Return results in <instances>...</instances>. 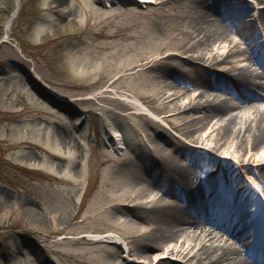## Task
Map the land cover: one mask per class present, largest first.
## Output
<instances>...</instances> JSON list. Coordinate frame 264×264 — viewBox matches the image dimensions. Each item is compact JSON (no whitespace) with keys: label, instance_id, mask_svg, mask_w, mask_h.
Listing matches in <instances>:
<instances>
[{"label":"rangeland","instance_id":"obj_1","mask_svg":"<svg viewBox=\"0 0 264 264\" xmlns=\"http://www.w3.org/2000/svg\"><path fill=\"white\" fill-rule=\"evenodd\" d=\"M218 1L222 4L208 1L202 7L207 18L216 19L230 38L240 41L223 16L212 13L225 10L226 0ZM245 1L253 7L244 19H257L264 5ZM150 2L19 0L8 37L0 43V240L9 246V257H0V264H153L133 256V247L157 223L140 208L133 210V204L141 203L134 196L142 187L161 193L169 177H184L183 188L191 193H207L218 184L233 203L237 192L249 205L264 198L259 175L264 163L238 165L237 153L213 152L170 135L173 131L161 113L164 85L171 82L186 102L201 82L190 70L180 71L187 67L183 62L174 66L167 54L188 42L183 31L192 21L191 12L201 8L196 0ZM5 17L0 10V26ZM67 24L71 27L65 28ZM20 65L32 69L71 107L60 111L37 97ZM169 73L176 74V82ZM122 91L140 99L153 117L133 114L112 97ZM154 123L164 127L168 146L154 147L150 141ZM113 131L123 148H116ZM180 148L190 153V160L182 161L189 169L184 173L175 167L182 160L176 152ZM204 152L226 157L228 167L237 171L231 174L227 166L218 173L209 171ZM210 180L215 183L207 189ZM166 202L183 204L170 198ZM104 233L119 235L127 250L84 237ZM17 234L33 243L22 247ZM238 252L247 258L242 247ZM168 260L187 264L175 257Z\"/></svg>","mask_w":264,"mask_h":264},{"label":"bare ground","instance_id":"obj_2","mask_svg":"<svg viewBox=\"0 0 264 264\" xmlns=\"http://www.w3.org/2000/svg\"><path fill=\"white\" fill-rule=\"evenodd\" d=\"M7 1L10 2L0 0V3ZM11 1V10L3 24L7 34L17 14V1ZM196 1L201 9L191 12L192 21L183 31L188 42L178 44L167 58L172 59L174 66L183 62L187 68H179L180 71L190 70L201 82V87L184 102L185 95L174 91L171 82L166 83L161 97L165 105L161 112L164 113L163 119L174 132L170 135L178 142L183 137L193 145H206L213 152L237 153L238 165L242 161L264 163V109L259 110L255 105L259 99L257 91L263 87L258 80L262 77L258 69L264 71V9L257 11V19L248 21L244 17L248 16L253 4L245 0H226L225 10L212 11L213 14L218 13L216 16L222 15L224 22L236 30L240 42L230 38L228 30L216 19L207 18L206 7H202L208 1L214 3L217 0ZM254 3L264 5V0H254ZM67 26L71 27L67 24L65 28ZM259 35H262L260 41ZM176 77L175 73H169L168 78L173 82H176ZM212 78L219 80L220 84L215 87V92H207L204 84ZM112 94L113 98L128 105L133 114L153 117V112L136 96L125 91ZM154 125L150 141L154 147L161 143L168 146L164 127L157 123ZM110 135L116 148H122L119 134L113 131ZM259 148L263 149L256 152ZM176 152L182 160H177L175 167L184 173L188 168L182 161L190 160L189 148H180ZM203 155L209 171L218 173L222 167L231 166L226 157L215 158L207 152ZM228 171L233 174L237 168L228 167ZM259 175L264 179V167ZM183 180L184 177L176 180L169 177L165 181L168 188L162 189L161 193H156L153 187H142L135 194L134 199L140 198L141 203L133 204V210L140 208L144 217L152 216L157 223L147 232L145 239L133 247V256L153 264H178L169 261V257L187 264H264V218L257 215L244 225L247 203L242 193H236L239 198L235 203L218 202L217 199L230 195L217 187L218 192L213 198L202 199L196 192L192 201L186 202L182 208L168 204L166 198L172 197L169 187L180 186L185 182ZM212 183L213 180L208 182L209 185ZM84 237L114 245L118 250L121 248L116 243L127 248L124 240L114 233L87 234ZM237 246L242 247L248 258L240 255ZM153 251L161 253L160 256ZM131 252L129 249L127 256Z\"/></svg>","mask_w":264,"mask_h":264},{"label":"water","instance_id":"obj_3","mask_svg":"<svg viewBox=\"0 0 264 264\" xmlns=\"http://www.w3.org/2000/svg\"><path fill=\"white\" fill-rule=\"evenodd\" d=\"M17 4H18V0ZM1 7L0 10L5 12L6 14L10 10V2H2L0 3ZM3 27V24L0 26V36L2 35L1 29ZM1 40V37H0ZM20 72L22 76L24 77L26 83L30 87V89L40 98L44 100H48L51 102L52 105L56 106L58 109L62 111H67L70 107L71 104L68 100H65L63 98H60L57 96L55 93H53L50 88L40 81L33 73L31 70L28 68H24L23 66H20ZM18 237L21 240V244L26 247L28 243H33L32 239L23 235H18ZM48 261V260H47ZM48 263V262H47ZM50 263V261H49Z\"/></svg>","mask_w":264,"mask_h":264},{"label":"trees","instance_id":"obj_4","mask_svg":"<svg viewBox=\"0 0 264 264\" xmlns=\"http://www.w3.org/2000/svg\"><path fill=\"white\" fill-rule=\"evenodd\" d=\"M8 244L5 241L0 240V257H2L5 253H7L9 250Z\"/></svg>","mask_w":264,"mask_h":264}]
</instances>
